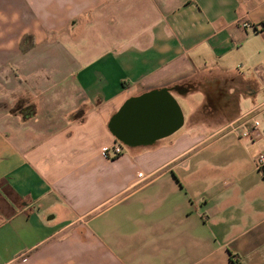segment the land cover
Wrapping results in <instances>:
<instances>
[{"label": "crops", "instance_id": "crops-1", "mask_svg": "<svg viewBox=\"0 0 264 264\" xmlns=\"http://www.w3.org/2000/svg\"><path fill=\"white\" fill-rule=\"evenodd\" d=\"M245 24L264 0H0V264H264V110L229 128L264 105ZM162 90L182 125L114 157V116Z\"/></svg>", "mask_w": 264, "mask_h": 264}, {"label": "water", "instance_id": "water-1", "mask_svg": "<svg viewBox=\"0 0 264 264\" xmlns=\"http://www.w3.org/2000/svg\"><path fill=\"white\" fill-rule=\"evenodd\" d=\"M182 113L169 91H155L130 100L113 119V134L128 147L152 144L177 130Z\"/></svg>", "mask_w": 264, "mask_h": 264}, {"label": "built area", "instance_id": "built-area-1", "mask_svg": "<svg viewBox=\"0 0 264 264\" xmlns=\"http://www.w3.org/2000/svg\"><path fill=\"white\" fill-rule=\"evenodd\" d=\"M244 27L255 29L256 33L262 38L264 42V24L258 27L245 24ZM262 109L264 110V105L247 113L245 116L241 117L238 121L231 124L229 128H231L232 131L234 132H238L241 138H247L252 140L253 132L261 126L260 122L257 120V113ZM122 152H123V146L117 145L114 147V157L120 156ZM255 164L258 170L264 171V152H261L256 156ZM138 177L140 179H145L144 173H139Z\"/></svg>", "mask_w": 264, "mask_h": 264}, {"label": "rangeland", "instance_id": "rangeland-1", "mask_svg": "<svg viewBox=\"0 0 264 264\" xmlns=\"http://www.w3.org/2000/svg\"><path fill=\"white\" fill-rule=\"evenodd\" d=\"M259 84L261 86V90L262 91H261V94L258 97V101L256 102V105H253L252 102L249 101L247 103V105H245L243 107L244 110L254 108L257 105H259L261 103H264V81H260ZM178 98H179V102H180V105H181L182 112H184V114L188 116V112H189V109L191 107L189 102L185 101L184 99H182L180 97H178ZM262 119L260 117L257 118V120L260 122V124H262Z\"/></svg>", "mask_w": 264, "mask_h": 264}, {"label": "trees", "instance_id": "trees-1", "mask_svg": "<svg viewBox=\"0 0 264 264\" xmlns=\"http://www.w3.org/2000/svg\"><path fill=\"white\" fill-rule=\"evenodd\" d=\"M35 46V42H34V37L32 35H27L23 38L22 42H21V51L23 53H27L29 52L31 49H33ZM125 106H123L121 108V110L114 116V118L122 111V109L124 108ZM118 140V138H117ZM120 143L119 145L122 146V143L120 140H118ZM233 264H239L237 260H233Z\"/></svg>", "mask_w": 264, "mask_h": 264}]
</instances>
